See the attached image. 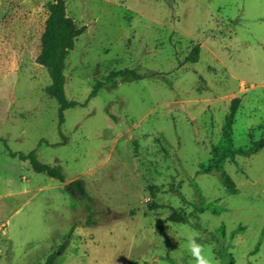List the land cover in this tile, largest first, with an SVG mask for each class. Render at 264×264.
<instances>
[{"label": "rangeland", "instance_id": "rangeland-1", "mask_svg": "<svg viewBox=\"0 0 264 264\" xmlns=\"http://www.w3.org/2000/svg\"><path fill=\"white\" fill-rule=\"evenodd\" d=\"M53 1L0 0V264H47L63 243L53 264H194L187 229L217 264H264V149L226 161L237 195L198 173L234 99L233 144L264 138V0H65L86 30L65 60L78 106L62 125L36 63ZM121 69L141 79L88 98ZM6 147L60 166L65 182ZM173 210L189 223L157 232Z\"/></svg>", "mask_w": 264, "mask_h": 264}, {"label": "trees", "instance_id": "trees-1", "mask_svg": "<svg viewBox=\"0 0 264 264\" xmlns=\"http://www.w3.org/2000/svg\"><path fill=\"white\" fill-rule=\"evenodd\" d=\"M86 30V26H77L75 21L68 16L66 11L65 0H54L48 5V15L45 20L44 29L40 36L39 53L36 57V63L45 68L50 78V85L45 88V92L59 104V123L64 122L63 112L69 108H75L78 104L74 101H68L65 98V60L69 52L75 48V41ZM200 51L197 44L185 58V63H196ZM138 81L141 76L130 69H121L111 71L104 81H97L88 98H94L98 92L103 89H114L118 80ZM239 99L236 98L231 103V111L226 119L223 127L221 138L216 146L212 148L211 154L207 161L200 164L198 173L214 176L218 179L227 195H237L238 189L234 182L226 174L224 166L228 159L235 156L249 157L259 150L264 149V138L251 141L248 147H237L232 141V123L233 117L237 109ZM86 104V103H85ZM82 104L80 106H85ZM8 151L10 157H17L20 160H26L30 163L33 170L39 174H45L49 178L55 179L60 183L65 182L60 166H50L40 162L34 152L28 154H15ZM165 221L172 223H189L188 218L181 212L175 210L167 217V219H158L156 221V231L161 232ZM194 227L200 229L198 224ZM66 244L63 243L56 252L51 253L47 257V264H53L59 254H63Z\"/></svg>", "mask_w": 264, "mask_h": 264}, {"label": "clouds", "instance_id": "clouds-1", "mask_svg": "<svg viewBox=\"0 0 264 264\" xmlns=\"http://www.w3.org/2000/svg\"><path fill=\"white\" fill-rule=\"evenodd\" d=\"M186 233V251L194 264H217L212 246L200 243V234L194 229H187Z\"/></svg>", "mask_w": 264, "mask_h": 264}, {"label": "built area", "instance_id": "built-area-1", "mask_svg": "<svg viewBox=\"0 0 264 264\" xmlns=\"http://www.w3.org/2000/svg\"><path fill=\"white\" fill-rule=\"evenodd\" d=\"M5 230H6V226L4 224H1L0 225V241L2 240L1 237H3L2 235H4Z\"/></svg>", "mask_w": 264, "mask_h": 264}]
</instances>
